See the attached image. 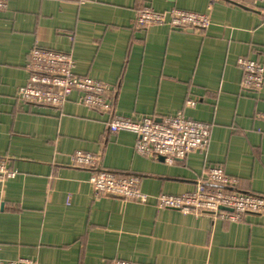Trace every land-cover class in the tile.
Here are the masks:
<instances>
[{
	"label": "crops",
	"instance_id": "0c3cea01",
	"mask_svg": "<svg viewBox=\"0 0 264 264\" xmlns=\"http://www.w3.org/2000/svg\"><path fill=\"white\" fill-rule=\"evenodd\" d=\"M211 0H9L0 13V159L15 179L0 183V258L38 264H264V216L238 224L162 211L155 197L195 190L211 167L241 192L264 196V85L241 92L240 59L264 65V3L214 0L206 34L133 25L143 7L205 14ZM70 54L75 74L113 87V113L71 98L62 108L31 106L19 94L34 46ZM213 126L209 144L167 165L146 159L136 135L110 125L183 111ZM95 155L105 171L141 178L152 199L96 196L74 154Z\"/></svg>",
	"mask_w": 264,
	"mask_h": 264
},
{
	"label": "built area",
	"instance_id": "2783aa9c",
	"mask_svg": "<svg viewBox=\"0 0 264 264\" xmlns=\"http://www.w3.org/2000/svg\"><path fill=\"white\" fill-rule=\"evenodd\" d=\"M9 0H0V13L7 8ZM241 4L264 3V0H226ZM214 0L208 5L205 14H196L173 9L159 13L152 8L143 7L136 11L134 27L147 30L158 26H170L179 30H192L206 34L211 26L210 14ZM76 64L70 54L47 50L34 46L26 58L25 69L28 81L21 89L19 98L25 104L48 108H62L77 97V102L111 116L113 113V87L75 74ZM238 68L243 72L241 92L258 93L264 85V65L248 59H240ZM196 102L189 100L184 109L174 116L158 119L148 117L139 122L117 118L110 125L111 132H132L136 135L135 149L146 159L162 158L172 166L185 160L191 154L207 148L213 126L197 122L186 116L193 113ZM254 118L264 122V113ZM73 166L90 172V184L96 196L117 197L125 201L147 204L152 198L141 190L142 180L137 175H123L105 171L97 156L84 152L74 154ZM16 172L9 168L8 161L0 159V183L15 179ZM154 199L155 207L162 211H177L184 215L209 217L214 221L238 224L245 216H264V196L241 192L238 182L228 176L222 168H209L194 191L178 196L159 195ZM4 246L0 243V254ZM0 264H38L28 259L4 261ZM113 264H133L118 261Z\"/></svg>",
	"mask_w": 264,
	"mask_h": 264
},
{
	"label": "water",
	"instance_id": "95a60500",
	"mask_svg": "<svg viewBox=\"0 0 264 264\" xmlns=\"http://www.w3.org/2000/svg\"><path fill=\"white\" fill-rule=\"evenodd\" d=\"M161 160L164 161L162 158H161ZM110 198L121 199V198H117V197H113V196H110Z\"/></svg>",
	"mask_w": 264,
	"mask_h": 264
}]
</instances>
